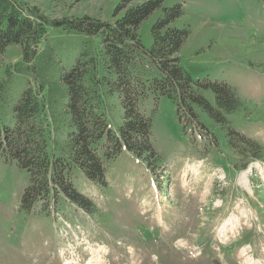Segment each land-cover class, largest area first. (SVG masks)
Instances as JSON below:
<instances>
[{
	"label": "rangeland",
	"instance_id": "374dc122",
	"mask_svg": "<svg viewBox=\"0 0 264 264\" xmlns=\"http://www.w3.org/2000/svg\"><path fill=\"white\" fill-rule=\"evenodd\" d=\"M28 2L49 19L106 21L125 4ZM184 6L191 33L181 65L194 78L229 83L254 103L255 121L238 128L264 144V0H184ZM160 11L141 26L147 46ZM6 54L2 61L16 62L20 47L10 45ZM152 119L156 171L123 152L108 164L106 186L77 173L75 186L97 205L95 213L63 200L49 214H25L20 204L28 174L0 159V264H264V161L235 170L226 134L216 132L218 143L201 136L202 129L180 121L168 97L159 100ZM203 120L210 125L205 113Z\"/></svg>",
	"mask_w": 264,
	"mask_h": 264
},
{
	"label": "trees",
	"instance_id": "16d2710c",
	"mask_svg": "<svg viewBox=\"0 0 264 264\" xmlns=\"http://www.w3.org/2000/svg\"><path fill=\"white\" fill-rule=\"evenodd\" d=\"M28 1L0 0V159L28 174L22 212L49 214L64 200L95 213L74 178L80 172L106 186L108 164L124 151L156 171L152 114L162 97L201 136L218 143L216 132L223 131L235 170L264 161V144L238 128L255 121L256 105L229 83L194 78L181 65L191 33L184 0L133 7L125 0L111 21L49 19ZM158 9L147 46L141 26ZM10 45L20 47L21 57L7 64L2 57Z\"/></svg>",
	"mask_w": 264,
	"mask_h": 264
},
{
	"label": "bare ground",
	"instance_id": "6f19581e",
	"mask_svg": "<svg viewBox=\"0 0 264 264\" xmlns=\"http://www.w3.org/2000/svg\"><path fill=\"white\" fill-rule=\"evenodd\" d=\"M96 254V253H95ZM96 264H101L102 263V261L101 260H96ZM104 262V261H103ZM69 263V262H68ZM90 263V262H89ZM90 264H92V263H90Z\"/></svg>",
	"mask_w": 264,
	"mask_h": 264
}]
</instances>
